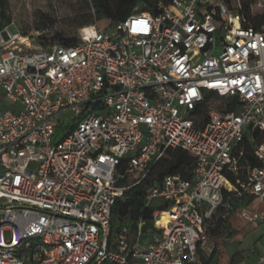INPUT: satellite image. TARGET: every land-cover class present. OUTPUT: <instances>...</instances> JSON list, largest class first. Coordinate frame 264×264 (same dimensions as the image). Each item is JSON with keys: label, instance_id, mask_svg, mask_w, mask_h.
Returning a JSON list of instances; mask_svg holds the SVG:
<instances>
[{"label": "built area", "instance_id": "1", "mask_svg": "<svg viewBox=\"0 0 264 264\" xmlns=\"http://www.w3.org/2000/svg\"><path fill=\"white\" fill-rule=\"evenodd\" d=\"M247 3L264 7L158 0L113 32L81 26L72 44L0 28V264H208V219L230 213L231 193L253 196L238 212L264 222L250 206L264 204V25H251ZM177 148L196 157L191 177L149 187L154 223L145 231L141 219L135 241L127 224L113 234L117 197ZM235 264H264V247Z\"/></svg>", "mask_w": 264, "mask_h": 264}, {"label": "trees", "instance_id": "2", "mask_svg": "<svg viewBox=\"0 0 264 264\" xmlns=\"http://www.w3.org/2000/svg\"><path fill=\"white\" fill-rule=\"evenodd\" d=\"M158 0H119L117 5L114 6L110 0H90L91 8L94 9L95 17L99 19L100 17H107L113 23L125 18L132 12L136 10L137 7L144 10H149L155 12L157 10ZM7 0H0V28L5 27L11 22V18L6 14ZM246 14L249 18L251 25L260 29L264 25V7L261 12L255 13L250 3H247ZM93 21V14L87 13L85 17L79 22V26H84L91 24ZM78 37H67L62 33L58 32L49 40L46 37H38L39 43L47 44L48 42H61L65 44H72L76 42ZM257 140L264 138V133L256 132ZM245 156L248 158L249 163L252 166L260 164V161L256 158L253 153V146L247 145ZM128 160L126 158L122 159L119 165L120 171L124 172L127 166ZM196 164V157L183 149H171L168 151L167 155L158 159L154 165L151 167L147 176L140 182L126 188L122 195L117 197L116 203L114 205L113 217H112V230L113 234L116 233L121 225L127 224L132 229L137 231L138 223L141 219L146 221L144 225V230L153 226L154 216L153 210L157 206L158 201L154 200L151 204L147 205L146 196L149 187L158 181H161L167 174H181L184 177H191L193 168ZM135 178L140 176V171H135ZM241 178H245L246 173L241 172L239 174ZM229 178L236 183V176L233 174L229 175ZM128 181V176H124L120 179V184H124ZM253 200L251 195L236 196L231 193L229 202L232 207L230 208V213L223 216L216 213L212 218L208 219L212 224L209 228V233L212 240L215 243L212 253L206 258V262L209 264L212 258L217 252L221 251L222 243L226 241V237L234 235V227H232V216L237 212L241 206L249 204ZM164 220L159 221V224H163ZM236 230V229H235ZM228 232V236L224 234ZM242 260L240 252L232 255L226 264H235Z\"/></svg>", "mask_w": 264, "mask_h": 264}, {"label": "rangeland", "instance_id": "3", "mask_svg": "<svg viewBox=\"0 0 264 264\" xmlns=\"http://www.w3.org/2000/svg\"><path fill=\"white\" fill-rule=\"evenodd\" d=\"M110 1L116 6L119 0ZM262 10L263 7L256 5L253 11L258 13ZM87 13L93 14L92 23H97L99 27L108 32L115 30V23L109 18L100 17L97 19L95 17L90 0H7L6 6V14L11 18L8 26L31 36L34 45L39 43L38 37H46L52 40L58 32L67 37H78L79 22ZM205 92L208 91L205 89ZM224 102L223 98H217L215 101L216 104H224ZM72 114L71 111L65 113L68 116ZM64 133V128L60 129L55 139H61ZM247 135L249 138L252 137L251 129ZM131 181L132 177L128 178L127 183L130 184ZM253 202L250 206L256 207L257 202ZM237 214L231 227L232 229L234 227L236 232L232 236H228V232L224 234L228 237L222 243L221 251L217 252L212 258L211 262L213 264H226L228 259L237 252H240L242 258L250 262L258 258L260 250L264 247V234L261 236L252 227H249V230L243 234L242 230L234 225L245 226L247 224L240 214ZM137 237V232L132 229V240L135 241ZM142 239V246H145L148 242L146 235L142 236Z\"/></svg>", "mask_w": 264, "mask_h": 264}, {"label": "crops", "instance_id": "4", "mask_svg": "<svg viewBox=\"0 0 264 264\" xmlns=\"http://www.w3.org/2000/svg\"><path fill=\"white\" fill-rule=\"evenodd\" d=\"M252 203H254V202H252ZM251 203V204H252ZM256 207H261V208H263L264 207V204H262V203H259V202H257V205H256ZM237 213H239V212H237ZM240 214V213H239ZM236 215H238V214H236L235 213V215H233L232 216V221H233V219H234V217L236 216ZM241 216V215H240ZM242 217V216H241ZM243 218V217H242ZM244 219V218H243ZM245 220V219H244ZM245 222L247 223L245 226L243 225H241L240 226V224H234L236 227H238L240 230H242V232H243V234L244 233H246L248 230H249V227H252L255 231H256V233H258V234H260L261 236L264 234V222H261V221H258V222H249V221H246L245 220ZM214 242V241H213ZM215 244V243H214ZM215 246V245H214ZM210 253V252H209ZM212 253V252H211ZM210 253V254H211ZM242 259H244V258H242ZM252 261H254V260H252ZM209 264H213L212 262H210Z\"/></svg>", "mask_w": 264, "mask_h": 264}, {"label": "bare ground", "instance_id": "5", "mask_svg": "<svg viewBox=\"0 0 264 264\" xmlns=\"http://www.w3.org/2000/svg\"><path fill=\"white\" fill-rule=\"evenodd\" d=\"M163 219H165L164 223H166V221L168 220V212H163L162 216L159 218L158 222L163 220Z\"/></svg>", "mask_w": 264, "mask_h": 264}]
</instances>
